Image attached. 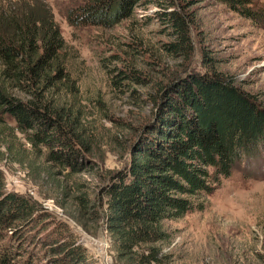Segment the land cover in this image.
Wrapping results in <instances>:
<instances>
[{
	"label": "rangeland",
	"instance_id": "rangeland-1",
	"mask_svg": "<svg viewBox=\"0 0 264 264\" xmlns=\"http://www.w3.org/2000/svg\"><path fill=\"white\" fill-rule=\"evenodd\" d=\"M40 1L50 8L65 45L66 86L72 87L65 101L81 118L86 148L77 171L70 172L47 163L43 149L26 144L24 134L0 128L3 190L36 210L29 226L14 225L5 238L16 260L27 264H53L61 243L77 247L82 264H118L93 195L128 159V128L150 119L149 87L172 74L219 73L264 109V0H248L260 10L259 21L217 0H165L172 3L166 11L180 14L186 35L182 50L174 51L168 45L178 43L176 28L159 19L165 8L157 4L138 5L109 26H74L66 17L93 0ZM124 70L138 81L114 85ZM163 229L168 237L159 245L161 264H264V142L235 163L201 212L164 222Z\"/></svg>",
	"mask_w": 264,
	"mask_h": 264
},
{
	"label": "trees",
	"instance_id": "trees-1",
	"mask_svg": "<svg viewBox=\"0 0 264 264\" xmlns=\"http://www.w3.org/2000/svg\"><path fill=\"white\" fill-rule=\"evenodd\" d=\"M1 1L0 128L24 134L26 144L43 149L47 163L76 172L86 146L81 118L65 101L72 87L66 86L65 45L50 8L40 0ZM164 1L93 0L66 20L74 26H109L138 5L157 4L165 8L157 12L159 19L176 28L178 43L169 49L182 50L186 35L180 32V14L166 11L172 3ZM217 1L251 21L262 19L248 0ZM137 79L124 70L112 83ZM149 88L150 119L136 130L128 128L132 139L123 149L128 159L93 195L96 217L118 264H161L159 245L168 237L163 223L201 212L205 198L229 177L235 163L264 142V109L219 73L172 74ZM3 189L0 174V264H27L16 260L5 232L14 225L29 226L35 206ZM54 250L53 264L83 263L77 247L61 243Z\"/></svg>",
	"mask_w": 264,
	"mask_h": 264
}]
</instances>
